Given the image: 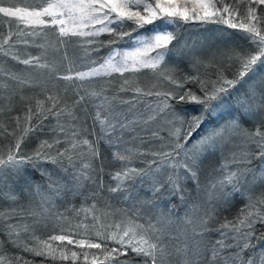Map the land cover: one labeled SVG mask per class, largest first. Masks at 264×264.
Returning <instances> with one entry per match:
<instances>
[{
  "label": "snow or ice",
  "instance_id": "obj_1",
  "mask_svg": "<svg viewBox=\"0 0 264 264\" xmlns=\"http://www.w3.org/2000/svg\"><path fill=\"white\" fill-rule=\"evenodd\" d=\"M244 2L247 4L246 13L241 12ZM4 3L5 0H0V5ZM261 5H264V0H232L231 3L228 0H194L191 5L187 0L184 3L178 0H42V4L36 6H0L3 17L15 18L7 21L9 29L16 24L19 33L36 36L44 32V26L51 25L54 26L53 31L58 32L54 45H39L45 52L26 59L9 51L12 47L11 31L7 36L0 34V52L12 55L13 59L33 70L48 69L54 79L74 83L98 76L102 72L109 75L120 73L123 76L126 71L146 68L152 70L160 82L172 86L161 89L154 85L145 91L140 87L132 89L129 81L125 80L120 90H133L137 95L132 100L120 101V104L129 106L128 111L123 112L104 95L103 89L80 95V86L76 85V98L72 100L71 107L58 92H49L46 100L36 101L35 109H27L25 117H16L17 129L22 119L26 121L22 134L6 154L0 149V185L13 182L7 189L11 201L15 202L18 198L14 182L18 181L28 164L36 168L40 167V162L56 166L58 173H63L60 179L67 181L63 189L74 193L84 187V182L93 179L94 161L100 154L96 148L97 141L90 139L97 133L85 127L90 116L93 124L99 126L98 140L106 139L116 149L113 159L123 165L112 176L117 183L115 186L109 185L107 191L123 195L139 183L140 191H144L148 197L140 202L139 207L124 211L121 220H114L111 225H102L104 231H97L100 242L74 240L69 225L68 229H60L61 234L50 236L48 241L43 242V246L28 247L25 244V251L36 256H50L55 260L59 248V259L71 258L76 261L82 256L86 264L90 255L91 264H116L119 257L126 256L129 250L143 257L144 264H256V258L248 255V250L255 247L253 239L264 240V236H256L257 225H264V75L258 71L264 68V12L260 11ZM157 20H163L165 28L181 20L186 23L200 21L239 27L246 34L250 48L248 52L228 57L236 68L231 78L219 68L213 70L216 64L214 54L211 59H207L208 52L204 49L190 48L187 52L180 49L181 57L187 60L185 74L180 75L176 65H168L171 54L177 50L173 42L178 43V40L173 31L153 29L151 35H132L146 25H154ZM126 21H131L136 27L131 31H122ZM20 24L25 27L20 28ZM95 25L100 27L95 28ZM85 28L91 30L85 32ZM104 32L116 36L117 40L125 37L132 39L134 50H113L103 64L87 72L76 71L66 52L63 55V60H69L66 74L41 62L48 47L59 54V46L66 45L72 36L95 37ZM87 43L93 45L96 41L89 39ZM9 76L21 85L31 86V81L21 79L16 74L10 73ZM188 84L195 85L196 90L187 88ZM145 96L155 99L152 103H144L143 111H137L136 105ZM96 100L100 102L96 103ZM173 100L176 104L170 103ZM81 105H84L83 119L72 111L76 109L79 112ZM89 105L95 109L94 115ZM190 112L192 114L189 117ZM62 116L68 118L65 123L59 122ZM129 116L133 118L129 119ZM33 117L38 124H33ZM49 117L58 120L52 129L53 135H57L59 129L64 139L42 141L32 155L22 154L24 139L30 132L42 128L43 121ZM160 119L164 121L163 126L152 131L147 139L137 135H133L131 140L124 139L125 133L145 131L151 123ZM165 130L167 135H162ZM3 132L7 135L15 134V130L8 132L4 129ZM136 139H140L143 147L135 145ZM62 143L67 146L58 147ZM130 144L131 147H126ZM212 158L221 161L219 166L206 167ZM253 159L261 161L259 168L250 167ZM135 160H139L143 166H133ZM41 171L42 174L47 173L46 169ZM47 176L50 190L59 192L61 185L53 179L51 173H47ZM186 183L192 185L195 195L189 211L180 221H173L163 213L153 216L144 211L146 206L155 207L156 199L162 193L179 196L187 203ZM145 184L148 185L147 189L143 187ZM257 186L261 188L259 193L255 192ZM40 187L35 186L36 195L40 194ZM104 188L102 180L99 181L90 198L95 200ZM226 188H230V191H226ZM245 193L248 194L247 202L239 214L220 223L215 202L222 199L228 203L230 199L237 195L243 197ZM48 202L49 198L44 197L41 204ZM81 211L86 214L85 220L89 213L92 214L95 227L100 220L95 215L96 203ZM13 215L0 211V219L6 222ZM104 215L115 216V213L105 212ZM60 218H63L62 214ZM173 223H182L184 227L172 230ZM81 226L85 231L88 230L87 224L82 222L77 225L78 228ZM18 227L7 223V233L14 244L19 240L16 231ZM24 230L27 231L28 227L25 226ZM77 235L84 233L78 232ZM213 235L218 238L210 239ZM65 240L81 248L99 249L105 259L98 260L95 253L87 251H71L69 257L63 250L66 245L53 247L52 242ZM109 240L118 244L119 248L112 247L109 251ZM20 259L16 258V264H19ZM0 264H6L3 255H0ZM260 264H264V255L260 257Z\"/></svg>",
  "mask_w": 264,
  "mask_h": 264
},
{
  "label": "trees",
  "instance_id": "obj_2",
  "mask_svg": "<svg viewBox=\"0 0 264 264\" xmlns=\"http://www.w3.org/2000/svg\"><path fill=\"white\" fill-rule=\"evenodd\" d=\"M178 2L183 3V1L178 0ZM229 3L232 0H228ZM15 5L16 7H24L25 5H41L42 0H5L3 7H8ZM46 6V5H44ZM220 6H223L222 4ZM247 4L242 3L241 12L246 13ZM260 11L264 12V5L260 6ZM115 15V14H113ZM9 19L15 20V18L3 17L0 14V34L7 36L9 31L13 33L12 36V47L9 50L11 53L18 55L21 59H26L29 56H40L41 53L45 52L44 48L39 47V45L55 44L58 32L53 31L51 25L44 26V32L33 36L31 34H21L17 31L16 24L12 25L9 29L7 21ZM45 19H50L45 17ZM239 23V21H234ZM24 24H20V28H24ZM100 25H95V28H99ZM112 27H116L115 24ZM136 26L131 21H126L125 26L122 31H131ZM208 27L210 33L208 37L201 38V43H206L203 47L205 51L208 52L207 59H211L212 55H215L216 64L213 68H219L224 71V74L231 78L232 74L236 71V68L232 66L231 61L228 59L229 56H233L238 53L249 51V41L245 38V33L239 27L231 28L224 23H201L200 21H179L177 24L168 25L166 28L164 26L163 20H157L154 25H146L145 28L139 29L138 32H133V37L137 35H151L152 30H167L173 31L177 37V41L173 43L177 45V50L171 54V58L168 60V65H176L180 75H184L187 66V60L181 57L180 49L185 52L190 49L191 44H197L198 38L203 35V30ZM91 30L90 28H85L84 31L87 32ZM203 31V32H201ZM89 39H94L95 44L90 45L87 43ZM110 41H116V43H109ZM190 45V46H189ZM60 52L57 54L53 48L48 47L47 52L42 59V63H48L52 65L55 70L61 73H67L69 67V60L76 71L87 72L90 68H97L100 64L109 57L113 50H120L122 52L132 51L135 48V44L132 39L125 37L123 40H117L116 36L110 33L104 32L100 33L95 37L88 36H72L68 40L66 45H60ZM197 50V49H196ZM67 53L69 60H63L64 53ZM207 62V60L205 61ZM261 75H264V68L258 69ZM16 74L21 79L31 81V86L21 85L17 81L10 78L9 74ZM259 80V77L256 78ZM128 80L129 85L132 89L140 87L141 89L147 91L151 89L154 85L157 88L167 89L172 87L166 82H160L157 76L150 69H140L139 71H126L123 76L120 73L104 74L103 72L95 77H90L84 81H75L70 83L63 80H56L52 77L48 69H31L17 60L12 58V55H4L0 52V149L6 154L10 146L14 145L16 139L22 134L23 128L26 126V121L21 120L20 128L17 129L16 117H25L27 109L32 107L35 109L37 100H46L49 92H58L60 96L68 103L71 107V102L75 99L76 85L80 86V95H85L93 90L100 91L104 90V95L112 100L114 105L123 112L128 111V105L120 104L121 100H132L137 94L133 90L121 91V86L124 81ZM187 88L196 90V86L192 84L186 85ZM246 88L247 85H244ZM241 91L243 89H240ZM155 98L153 97H142L141 103L136 105L137 111H143L144 103H152ZM99 103V100L95 101ZM172 104H176V101H170ZM183 107H188L187 105H181ZM92 115L95 113V109L91 108L89 105ZM72 111L78 115L81 119L84 118V105L80 106V111L77 112L76 109ZM192 113H189V117ZM129 116V119H132ZM66 116L59 117L60 123H65ZM39 122L33 117V124H38ZM58 123L57 118L49 117L43 121V127L32 131L24 139L22 143V154L32 155L34 150L41 144L42 141L51 142L54 139L63 140V135L59 134V129H57V135H53L52 129L56 127ZM164 124L163 119L157 120L151 123L145 131L137 130L136 133H125L124 139L131 140L133 135L147 139L151 136L152 131L159 130ZM252 127L250 124L248 125ZM85 127L89 131H95L97 135L91 136L90 139L96 140V148L99 151V158L94 161V171L92 172L93 179L84 182V187L79 189L78 193L73 191L64 190L63 186L67 183L66 180L60 179L63 175L62 172L58 173L56 166L51 163L40 162V167L36 168L32 164L25 166V170L19 177L18 181L14 182V187L16 189L17 200L15 202L8 199L7 189L9 185L13 182L10 181L9 184L0 185V211L5 213H14L13 218L7 222L4 219H0V255L6 258V264H16V258H21L19 264H86L83 257H79L76 261L71 258L68 260L59 259V251L57 249V259L53 260L50 256H36L32 252L25 251L24 245L28 247L43 246L44 241H48L50 236L61 234L60 229H69L72 232V237L74 240L85 239L86 243L100 242L97 237V231H104L102 225H111L114 220L119 221L123 218L124 211H130L134 207H139L140 202L148 199L145 196L144 191H140V185L137 183L136 187L131 188L130 192H125L123 195L119 193H109L107 187L109 185L115 186L117 181L112 179V176L119 171L123 165L113 159V153L115 148L111 147L106 139H99L100 135L99 126L93 124V119L91 116L86 120ZM7 129L8 132L15 130L14 135H7L3 132ZM162 135H167L166 130L161 133ZM135 145L141 146L140 139L135 140ZM66 144H61L58 147H66ZM132 145H126V147H131ZM254 152L255 149L253 148ZM261 161L253 159L250 167L259 168ZM133 166L140 167L139 160H135ZM102 168V171L100 169ZM42 169H46L47 173L53 175V179L57 180L61 185V190L59 192H53L49 188L48 176L42 174ZM94 180L96 183H94ZM103 182L105 188L100 192L99 196L93 200L91 197L92 191L96 190L99 181ZM39 185L40 194H35V186ZM53 187H55L53 185ZM70 187V186H69ZM144 189L148 188L145 184ZM185 197L188 201L181 200L179 196L173 197L166 193L159 194L156 199V206H146L144 211L150 212L153 216L158 214H165L171 217L173 221H180L187 211H189L190 204L192 202V185L189 183L185 184ZM261 189L257 186L255 190L259 193ZM226 191H230V188H226ZM247 193L243 197L237 195L236 200L229 201L225 203L223 200L217 207V212L219 216L217 220L223 223L225 219L231 220L236 217L241 207L247 202ZM125 196H131L130 199H125ZM48 197L49 202L42 205V198ZM96 203L97 212L95 215L100 217L99 222H96L95 227H93L92 214L87 215L85 220V212L81 209H88L90 206ZM105 212L115 213V216L104 215ZM36 214L35 217L33 214ZM79 213V215H77ZM62 214L63 218H60ZM83 223L87 224V231L83 226L77 227ZM7 223H12L19 225L16 231L19 233V240L16 244L11 242V238L7 233ZM25 226L28 230L25 231ZM218 227V225H216ZM182 223H173L171 225L172 230H179L183 228ZM111 229L110 231H114ZM84 233V235H77V233ZM256 236H264V225H257ZM210 239L218 238L215 235L209 237ZM53 247L58 245H66L63 249L65 254L71 257V251H76L78 253L87 251L89 253H95L98 260H104L105 256L103 252L99 249H88L87 247L81 248L77 244H68L67 240L54 241ZM109 245V251L112 247L119 248L118 244L113 241H107ZM252 244L255 245L254 248L248 250V255L256 258V264H260V257L264 255V240L253 239ZM92 256L90 255L87 264H91ZM116 264H144V258L138 257L131 250L128 254L121 255L116 262Z\"/></svg>",
  "mask_w": 264,
  "mask_h": 264
},
{
  "label": "rangeland",
  "instance_id": "obj_3",
  "mask_svg": "<svg viewBox=\"0 0 264 264\" xmlns=\"http://www.w3.org/2000/svg\"><path fill=\"white\" fill-rule=\"evenodd\" d=\"M181 1H183V3L185 2V0H181ZM187 2L189 3V5H191L193 2H194V0H187ZM204 31V32H203ZM203 31H201V32H203V35L200 37V38H198V43L197 44H194V45H192L191 44V46H190V48H195V49H197V50H200V49H203V47H205L206 46V43H201V38H206V37H208V35H209V33H210V30H209V28L208 27H206ZM237 143H239V141L237 142ZM221 161L220 160H218V159H216V158H212V159H210L207 163H206V167L207 166H211V165H215V166H219V163H220ZM211 169H210V167H209V171H210ZM203 179V178H202ZM249 179H251V177H249ZM257 189V188H256ZM255 189V190H256ZM258 190H261V189H258ZM192 196L194 197V195H195V192L194 191H192ZM237 197V196H236ZM236 197L234 198V199H230L229 201H233V200H236ZM222 202V199H218L215 203H216V205H217V203H218V205L220 204Z\"/></svg>",
  "mask_w": 264,
  "mask_h": 264
}]
</instances>
